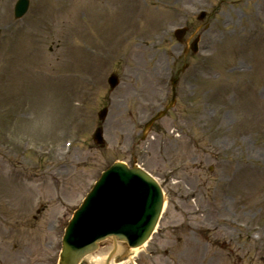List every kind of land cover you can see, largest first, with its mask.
Wrapping results in <instances>:
<instances>
[{"label": "rangeland", "instance_id": "1", "mask_svg": "<svg viewBox=\"0 0 264 264\" xmlns=\"http://www.w3.org/2000/svg\"><path fill=\"white\" fill-rule=\"evenodd\" d=\"M16 1L0 0V264H57L93 182L135 159L160 178L168 206L149 248L124 264H264L259 0H31L22 19ZM202 9L200 50L178 60L173 29L190 17L193 41ZM173 71L176 104L142 140L171 101Z\"/></svg>", "mask_w": 264, "mask_h": 264}, {"label": "water", "instance_id": "2", "mask_svg": "<svg viewBox=\"0 0 264 264\" xmlns=\"http://www.w3.org/2000/svg\"><path fill=\"white\" fill-rule=\"evenodd\" d=\"M24 2L19 3L18 14L26 10L28 1ZM112 171L118 181L115 188L107 192L106 182L98 186L97 196L106 194L105 207L96 211L90 202L83 205L68 230L61 264H78L86 255L111 243L113 248L106 260V264H110L119 243L131 241L132 247L139 246L153 231L163 203V199L159 201L157 197L155 184L136 169L121 163ZM100 200L102 202V198Z\"/></svg>", "mask_w": 264, "mask_h": 264}, {"label": "bare ground", "instance_id": "3", "mask_svg": "<svg viewBox=\"0 0 264 264\" xmlns=\"http://www.w3.org/2000/svg\"><path fill=\"white\" fill-rule=\"evenodd\" d=\"M155 13L160 11L159 8H154ZM252 16L256 21H263L264 20V0H259L258 4L254 6ZM88 261L90 264H104V257L99 256H89ZM112 264H124L122 263H112Z\"/></svg>", "mask_w": 264, "mask_h": 264}]
</instances>
